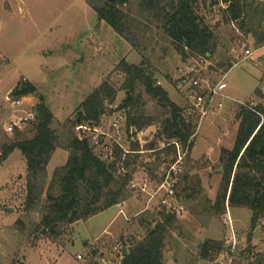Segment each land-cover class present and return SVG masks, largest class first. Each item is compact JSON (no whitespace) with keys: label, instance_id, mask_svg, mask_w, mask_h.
I'll list each match as a JSON object with an SVG mask.
<instances>
[{"label":"rangeland","instance_id":"374dc122","mask_svg":"<svg viewBox=\"0 0 264 264\" xmlns=\"http://www.w3.org/2000/svg\"><path fill=\"white\" fill-rule=\"evenodd\" d=\"M223 1H191L194 15L208 27L216 45L211 56L201 57L179 55L143 0H129L124 7L132 20L128 41L97 17L88 5L95 2L92 0H0V93L25 82L31 85L33 92L27 96L26 104H42L52 115L51 129L59 147L45 170L41 203L30 211L26 208L23 156L14 150L0 162V264H89L93 259L91 251L96 252L95 259L100 264H118L123 248L127 251L139 243L147 225L153 227L161 221L159 213L167 212L161 202L166 199L182 211L175 215L177 223L165 241V264H250L257 255L264 256V219L251 230L248 210L231 209L227 203L223 208L214 206L222 180L220 153L234 146L239 108L259 106L257 101L264 107V98L260 99L264 81L257 87V74L249 66L257 65L264 76V49L254 53L259 47L244 33L250 27L247 16L229 22ZM254 1L264 5V0ZM162 2L166 5L171 1ZM121 61L139 66L153 86L163 89L169 100L184 111V117L191 113L196 123L190 138L192 147L183 151L186 154L180 163L165 145L169 142L157 138L160 121L168 111L139 83L131 94L134 110L129 111L154 120L153 125L135 134L126 126L128 109L123 103L129 93L124 89L126 77L117 69ZM189 72L190 78L199 80L198 91L205 94L225 77L227 87L223 93L228 99L216 98L201 121L187 98L190 89L182 83ZM96 92L102 114L94 124H88L81 104ZM5 117L6 110L0 103V155L2 146L34 135L33 123L7 134ZM69 129L89 139L94 154L103 161H112L114 147L135 151L128 152L126 159L132 166L117 173L134 171L128 184L130 197L66 227L59 237L50 238L42 234L40 208L54 171L67 160L68 153L63 148ZM170 167L175 168L178 178L174 200L168 199L164 190H158ZM185 189L189 190L183 192ZM189 195L190 200L185 198ZM248 251L250 255H246Z\"/></svg>","mask_w":264,"mask_h":264},{"label":"trees","instance_id":"16d2710c","mask_svg":"<svg viewBox=\"0 0 264 264\" xmlns=\"http://www.w3.org/2000/svg\"><path fill=\"white\" fill-rule=\"evenodd\" d=\"M89 7L97 17L104 21L118 36L128 41L130 23L132 20L124 12L129 0H92ZM146 9H151L159 23L162 33L176 45L179 55L190 53L196 56H211L216 45L208 27L203 25L192 11L193 0H143ZM225 17L229 22H238L247 16L250 27L244 33L250 35L256 47L264 46V5L254 0H225ZM244 23L241 26L244 28ZM242 28V27H241ZM229 66L228 69H230ZM125 77L124 89L129 97L124 100V108L128 109L126 126L129 130L140 131L153 125L152 119L140 113L131 115L129 109L134 110L131 94L137 83L153 97L158 105L168 111V116L160 121L157 133L158 141H166L165 145L177 143L184 148L194 135L196 123L190 120L186 123L184 111L172 103L167 93L154 87L151 78L139 66L128 65L121 61L117 67ZM33 92L28 83H23L14 90V96H27ZM85 121L94 124L102 114L98 92L91 94L82 104ZM37 121L33 125L34 135L28 140L19 141L2 146L0 162L4 161L14 150H18L26 165V203L27 211L37 208L41 203L42 184L45 170L58 147V138L51 129L53 118L44 105L36 106ZM239 128L233 148L221 150L219 163L222 169V180L214 206L222 208L227 203L231 209H245L251 213L250 229L253 230L264 219V108L254 106L252 110L240 107L237 113ZM158 122V121H157ZM68 153L65 164L55 170L44 201L40 208V228L43 235L57 238L61 232L77 222L87 220L101 212L126 201L130 195L128 184L134 171L118 174L121 168L129 169L128 152L114 147L107 162L100 159L93 152L90 140L80 133L73 134L69 129L66 134ZM168 150L174 152L173 146ZM192 147L191 142L189 148ZM124 157V160H123ZM187 182V177H183ZM189 189H185L186 192ZM192 195L185 198L190 200ZM161 221L153 227L147 225L144 238L125 251L118 264H165L163 250L168 238L169 230L177 223L175 215L160 212ZM250 237H248V240ZM124 249V248H123ZM205 248L200 249L202 257L206 255ZM248 251L246 255H250ZM93 259L89 264H100L95 259L96 252L91 251ZM250 264H264V256L257 255Z\"/></svg>","mask_w":264,"mask_h":264},{"label":"built area","instance_id":"2783aa9c","mask_svg":"<svg viewBox=\"0 0 264 264\" xmlns=\"http://www.w3.org/2000/svg\"><path fill=\"white\" fill-rule=\"evenodd\" d=\"M262 1V0H257ZM247 56H251L249 52H246ZM191 73H186L183 77L182 83L187 84L190 92L187 93V98L190 101L191 106L196 110L197 118L201 121L207 113L210 111L214 104V100L216 98L227 100L228 98L224 95V90L226 89L225 77H223L219 82H217L212 88L208 89V92L202 93L200 89L199 80L190 78L189 75ZM0 84H2V78L0 77ZM16 88V87H15ZM15 88L7 91L5 94L0 93V103L6 110V117L3 121L4 124V131L7 134L21 131L28 124H34L37 121L36 115V106L31 104H26L27 96H14ZM234 102V101H233ZM218 108H221V103L217 104ZM241 107H245L247 109L252 110L254 105H242ZM186 119V123L190 120H193L191 113H186L184 117ZM119 121H123L121 117H119ZM131 131V130H130ZM132 134H135V130L131 131ZM190 140L188 141L187 145L182 148L177 143H170L166 146H173L174 152L177 155V162L180 163L182 158L185 156L186 153H183L184 150H188ZM182 152H181V151ZM177 171L174 167H170V171L168 170L164 173V179L159 186V191L164 190L165 195H167L168 199L174 200L175 197V188L177 182ZM161 205L167 209V212L173 215H178L182 211V208H174L173 205L166 200L161 202ZM80 259V257H77Z\"/></svg>","mask_w":264,"mask_h":264},{"label":"crops","instance_id":"0c3cea01","mask_svg":"<svg viewBox=\"0 0 264 264\" xmlns=\"http://www.w3.org/2000/svg\"><path fill=\"white\" fill-rule=\"evenodd\" d=\"M264 49V46L263 47H259L258 49H257V51H255L254 53H256V52H259L260 50H263ZM249 66H250V69L252 70V71H255V73L257 74V78H256V81L258 82L257 83V87H261L262 85H263V78H264V76L262 75L263 74V72H262V70L261 69H259L258 67H257V65L255 66V65H251V64H249ZM261 95H262V97L260 98L261 99V101L263 100V98H264V88L261 90ZM257 105H259V106H261V107H263L261 104H259V102L257 101ZM264 108V107H263ZM207 159V158H206ZM208 160V159H207ZM105 229L106 228H104L103 229V231L101 232V234L102 233H105L104 231H105ZM199 230H201V229H199ZM198 230V231H199ZM195 232V235H197L198 236V234H199V232Z\"/></svg>","mask_w":264,"mask_h":264},{"label":"water","instance_id":"95a60500","mask_svg":"<svg viewBox=\"0 0 264 264\" xmlns=\"http://www.w3.org/2000/svg\"><path fill=\"white\" fill-rule=\"evenodd\" d=\"M77 117H78V119H77V125H79V117H80V114H79V113H78ZM6 211H7L8 213H11V212H12L11 209H6ZM41 230H42V229H41ZM124 254H125V250L123 249L122 256H123Z\"/></svg>","mask_w":264,"mask_h":264}]
</instances>
